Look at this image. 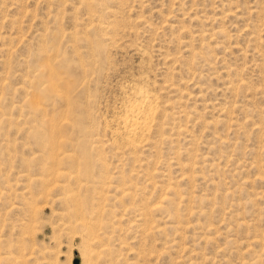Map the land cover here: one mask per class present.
<instances>
[{
  "label": "rangeland",
  "instance_id": "374dc122",
  "mask_svg": "<svg viewBox=\"0 0 264 264\" xmlns=\"http://www.w3.org/2000/svg\"><path fill=\"white\" fill-rule=\"evenodd\" d=\"M0 115V264H264V0H0Z\"/></svg>",
  "mask_w": 264,
  "mask_h": 264
},
{
  "label": "bare ground",
  "instance_id": "6f19581e",
  "mask_svg": "<svg viewBox=\"0 0 264 264\" xmlns=\"http://www.w3.org/2000/svg\"><path fill=\"white\" fill-rule=\"evenodd\" d=\"M45 70V69H44ZM48 77V76H47ZM53 79V78H52ZM51 80V79H50ZM53 81H54V79H53ZM50 82H52V81H50ZM46 83H48V82H46ZM54 83V82H53ZM233 83V82H232ZM48 85H51V84H48ZM47 85V86H48ZM138 86V85H137ZM143 86V85H142ZM175 86V85H174ZM234 86V85H233ZM50 87V86H49ZM48 87V88H49ZM136 87V86H135ZM51 88V87H50ZM140 88V87H139ZM168 88V87H167ZM143 89V88H142ZM140 90V92L138 91V93H139V96H138V98L137 99H134V102H132L131 103V105H129V108L127 109V112H126V114H125V116H124V125L126 126H124L125 127V129L127 128V130H129L130 132L129 133H131V138H132V140H131V142H132V144H135V143H137V142H139L140 140H136L135 138H136V136L135 135H138V134H140V135H143L147 130H148V128L149 127H151V121H152V119L154 120V118L153 117H155L154 115H155V111H156V105H155V98H153V97H151V95H148L145 91H143V90ZM147 89V88H146ZM52 90H54L53 89V87H52ZM136 90V89H135ZM151 94V93H150ZM154 94H155V92H154ZM159 94V93H158ZM138 95V94H137ZM157 96V95H156ZM137 97V96H136ZM157 98V97H156ZM159 98V97H158ZM157 100V99H156ZM159 103V102H158ZM127 108V107H126ZM126 111V110H125ZM1 116V115H0ZM123 117V116H122ZM122 119V118H121ZM157 119V118H156ZM123 120V119H122ZM227 120V119H226ZM162 122V121H161ZM123 123V122H122ZM159 123V122H158ZM157 123V124H158ZM153 127V126H152ZM55 129V128H54ZM152 129V128H151ZM151 131V130H150ZM127 132V131H126ZM152 132V131H151ZM148 133V132H147ZM127 134V133H126ZM145 135V134H144ZM148 136H151V135H148ZM128 137H129V135H128ZM139 137H137V139H138ZM143 138V137H142ZM149 138V137H148ZM151 138V137H150ZM129 139V138H128ZM140 139V138H139ZM126 140V139H125ZM144 140H145V138H144ZM146 140H148V139H146ZM128 141V140H127ZM129 142V141H128ZM143 142V141H142ZM146 142V141H145ZM148 142V141H147ZM125 143H126V141H125ZM144 143V142H143ZM130 144V143H129ZM138 144V143H137ZM140 144V143H139ZM147 144V143H146ZM145 144V145H146ZM149 144V143H148ZM147 144V145H148ZM131 146V145H130ZM130 146L128 147L129 149H131L130 148ZM140 146V145H139ZM133 148V147H132ZM136 148V147H135ZM59 156V155H58ZM57 156V157H58ZM64 156H66V155H64ZM63 156V157H64ZM68 156V155H67ZM71 156V155H70ZM69 156V157H70ZM56 157V156H55ZM60 157V156H59ZM60 158H62V157H60ZM60 158H58V159H60ZM57 159V158H56ZM63 159V158H62ZM189 163V162H188ZM56 164V163H55ZM54 164V165H55ZM59 164V163H58ZM57 164V165H58ZM56 165V166H57ZM191 165V164H190ZM52 166V165H51ZM51 168H55V167H51ZM77 168H79V166L77 167ZM81 168V167H80ZM83 168V167H82ZM59 169V168H58ZM86 169V168H85ZM82 170H84V168L82 169ZM58 171V170H57ZM56 171V172H57ZM60 171H64V170H60ZM59 171V172H60ZM70 171V170H69ZM72 171V170H71ZM71 171L69 172V173H71ZM74 171V170H73ZM80 171H81V169H80ZM55 172V173H56ZM68 172V171H67ZM66 172V173H67ZM78 172H79V170H78ZM84 172H85V170H84ZM83 172V173H84ZM75 173V172H74ZM64 174V173H63ZM82 174V173H81ZM193 174V173H192ZM54 175H56V174H54ZM57 175H59V173L57 174ZM76 175H77V173H76ZM80 175V174H79ZM63 176V175H62ZM69 176L70 175H68V178H69ZM187 176V175H186ZM59 177V176H58ZM61 178V177H60ZM64 178H66V177H64ZM77 178V177H76ZM75 178V179H76ZM70 179V178H69ZM65 180V179H64ZM40 181V180H39ZM42 181V180H41ZM47 181V180H46ZM81 181V180H80ZM44 182V181H43ZM55 182V181H54ZM87 182V181H86ZM89 182V181H88ZM62 184H64V183H62ZM124 184V183H123ZM42 185V184H41ZM47 185V184H46ZM59 185V184H58ZM57 185V186H58ZM121 185V184H120ZM45 186V185H44ZM60 186V185H59ZM42 187V186H41ZM64 187H65V185H64ZM119 187V186H118ZM67 188V187H66ZM42 189V188H41ZM45 189V188H44ZM62 189V188H61ZM63 190V189H62ZM127 190V189H126ZM43 191V190H42ZM69 191V190H68ZM71 191V190H70ZM48 192V191H47ZM46 192V193H47ZM39 194V193H38ZM38 194H37V196H38ZM44 194V193H43ZM43 194H42V197H43ZM64 194H67V193H64ZM122 194H123V192H122ZM35 195V194H34ZM74 195V194H73ZM131 195V194H130ZM40 196V195H39ZM38 196V197H39ZM45 196H46V194H45ZM69 196V195H68ZM67 196V197H68ZM126 196V195H125ZM163 196V195H162ZM73 197V196H72ZM60 198V197H59ZM62 198H63V196H62ZM77 198V197H76ZM163 198V197H162ZM30 199V198H29ZM41 199V198H40ZM58 199V198H57ZM66 199V198H65ZM69 199V198H68ZM34 200V199H33ZM62 200V199H61ZM30 201V200H29ZM31 201H32V199H31ZM36 201V200H35ZM69 201V200H68ZM72 201V200H71ZM74 201H76V200H74ZM78 201V200H77ZM80 202V201H79ZM79 202H77V203H79ZM30 203V202H29ZM28 203V204H29ZM71 203V202H70ZM158 203H160V202H158ZM162 203V202H161ZM72 204V203H71ZM149 204V203H148ZM151 204V203H150ZM157 204V203H156ZM159 205H161V204H159ZM71 206V205H70ZM139 206V205H138ZM73 207V206H72ZM82 207H83V204H82ZM151 207V206H150ZM161 207V206H160ZM78 208H79V206H78ZM77 208V209H78ZM81 208V207H80ZM147 208V207H146ZM158 208V207H157ZM157 208H154V209H157ZM85 209V208H84ZM141 209V208H140ZM69 210H71V209H69ZM136 210H137V208H136ZM153 210V209H152ZM72 211V210H71ZM78 211H80V210H78ZM146 212V211H145ZM74 214H75V212H74ZM73 214V215H74ZM81 214V213H80ZM70 215V214H69ZM140 215V214H139ZM72 216V215H71ZM75 216V215H74ZM73 217V216H72ZM78 217V216H77ZM146 217H147V215H146ZM140 219H141V217H140ZM143 219V218H142ZM145 222V221H144ZM247 223V222H246ZM247 225V224H246ZM145 226V225H144ZM87 227V226H86ZM148 229V228H147ZM262 249V248H261ZM262 251H264L263 249H262ZM261 252V251H260ZM9 256H10V254H9ZM8 257V256H7ZM12 257V256H11ZM2 258V257H1ZM0 258V259H1ZM9 258V257H8ZM14 258V257H13ZM260 258V257H259ZM5 259H6V257H5ZM4 259V260H5ZM17 259V258H16ZM19 259V258H18ZM10 260V259H9ZM8 261V260H7ZM7 261H5V263L7 262ZM15 261V260H14ZM255 261V260H254ZM8 263H10V262H8ZM205 263V262H204ZM253 263V262H252ZM7 264V263H6Z\"/></svg>",
  "mask_w": 264,
  "mask_h": 264
},
{
  "label": "water",
  "instance_id": "95a60500",
  "mask_svg": "<svg viewBox=\"0 0 264 264\" xmlns=\"http://www.w3.org/2000/svg\"><path fill=\"white\" fill-rule=\"evenodd\" d=\"M77 262V259L74 261V263H76Z\"/></svg>",
  "mask_w": 264,
  "mask_h": 264
}]
</instances>
